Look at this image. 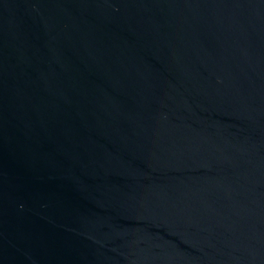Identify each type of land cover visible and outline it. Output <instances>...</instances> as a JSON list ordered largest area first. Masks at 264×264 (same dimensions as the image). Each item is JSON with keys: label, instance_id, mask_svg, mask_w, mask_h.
Wrapping results in <instances>:
<instances>
[{"label": "water", "instance_id": "1", "mask_svg": "<svg viewBox=\"0 0 264 264\" xmlns=\"http://www.w3.org/2000/svg\"><path fill=\"white\" fill-rule=\"evenodd\" d=\"M0 264H264V0H0Z\"/></svg>", "mask_w": 264, "mask_h": 264}]
</instances>
